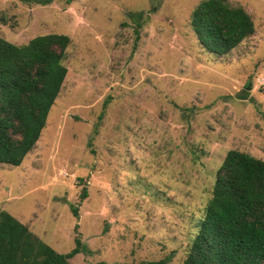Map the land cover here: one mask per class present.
<instances>
[{"label":"rangeland","instance_id":"1","mask_svg":"<svg viewBox=\"0 0 264 264\" xmlns=\"http://www.w3.org/2000/svg\"><path fill=\"white\" fill-rule=\"evenodd\" d=\"M41 1L0 0L5 39H71L36 146L0 163V210L59 253L79 233L72 264H181L227 152L264 160V0H228L255 32L223 55L192 26L203 0Z\"/></svg>","mask_w":264,"mask_h":264},{"label":"trees","instance_id":"2","mask_svg":"<svg viewBox=\"0 0 264 264\" xmlns=\"http://www.w3.org/2000/svg\"><path fill=\"white\" fill-rule=\"evenodd\" d=\"M156 9L157 4L147 15L130 12L129 17L142 27L141 20ZM192 26L200 43L217 55L230 52L255 32L251 15L228 0L201 1L193 11ZM70 41L60 33L38 35L23 44L0 36V163L19 166L36 146L68 73L62 61ZM87 196L84 188L80 197ZM72 209L79 217L77 207ZM75 244L71 251L59 253L0 210V264H72L76 254L89 252L79 233ZM181 264H264L263 159L238 149L227 152Z\"/></svg>","mask_w":264,"mask_h":264}]
</instances>
